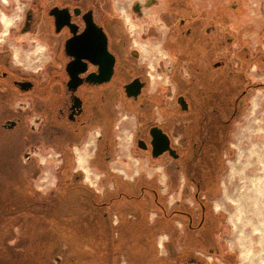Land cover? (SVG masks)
Here are the masks:
<instances>
[{"label":"flooded vegetation","instance_id":"flooded-vegetation-1","mask_svg":"<svg viewBox=\"0 0 264 264\" xmlns=\"http://www.w3.org/2000/svg\"><path fill=\"white\" fill-rule=\"evenodd\" d=\"M30 5L23 33L37 37L46 55L31 68L11 46H0V141L8 163L7 173H0L2 186H13L8 177L16 175L42 206L52 204L58 213L76 211L75 203L90 208L92 219L66 221L67 228L86 222L108 227L118 242L123 229L145 227V240L158 246L162 239L168 264H237L240 253L220 238L223 213L216 207L235 124L264 82L250 81L246 62L237 69L217 56L236 46L237 54L250 49L244 34H230L242 18L243 0H31ZM141 19L147 20L145 33H166L162 47L175 59L166 90L154 88L153 69L133 49L139 27L131 23L143 25ZM241 25L237 33L255 27L249 20ZM247 59L264 68L262 48ZM127 132L130 155L148 168L134 177L125 163L115 162L118 134ZM44 156L57 159L55 184L35 190ZM93 172L97 183L90 181ZM128 201L148 203L128 217L123 207ZM65 241L69 250L71 240Z\"/></svg>","mask_w":264,"mask_h":264},{"label":"rangeland","instance_id":"rangeland-1","mask_svg":"<svg viewBox=\"0 0 264 264\" xmlns=\"http://www.w3.org/2000/svg\"><path fill=\"white\" fill-rule=\"evenodd\" d=\"M6 1L7 4L5 0H0V46H11L19 61L35 68L44 60L46 53L37 37L23 33L24 11L31 0ZM243 3L245 10L240 16L242 18L237 26L230 28V34L238 37L244 34L250 49L237 54L236 46V49L225 50L217 57L229 59L237 69L241 61L246 62L250 66L247 70L250 81L264 82V68L259 69L254 61L247 59L251 50L262 48L264 51V0H243ZM248 20L255 24L253 31L237 33L241 23ZM142 23H131L139 27L134 36L136 46L133 49L139 51L140 61L153 69L154 88L166 90L175 64L173 55L162 47L166 33L147 34V20H142ZM118 136L121 138L115 162L125 163L126 168L139 172L144 168L145 161L130 155L131 133ZM231 144L234 145L233 153L222 179L223 189L216 207L218 210L221 208L223 213L220 238L227 248L240 253L237 264H264V90L254 91L242 117L235 124ZM1 145L0 141V173L5 174L8 163L4 155L7 150ZM80 159L83 161L80 165H84V156ZM46 160L39 178L32 182L35 190H45L55 184L53 174L58 165L57 159L46 157ZM89 177L91 182L97 183L99 175L93 172ZM8 179L13 186H2L4 183L0 181V264H9V259L13 261L11 264H59L55 259L57 256L63 258L60 264H166L165 259L155 262L159 253L168 258L166 247L161 245L163 248H157L154 242L145 240L146 232L135 230L129 235V231L123 229L117 242L108 227H93L86 222L76 228H67L66 221L92 219L88 215L92 212L90 208H78L75 203L76 211L68 209L58 213L59 209L56 210L52 204L40 205L36 193H28L21 178L15 175ZM65 215L74 216L73 219H63ZM129 227L135 229L134 226ZM67 238L71 240L72 247L64 250L70 245L65 241ZM59 240L61 247L57 250Z\"/></svg>","mask_w":264,"mask_h":264},{"label":"crops","instance_id":"crops-1","mask_svg":"<svg viewBox=\"0 0 264 264\" xmlns=\"http://www.w3.org/2000/svg\"><path fill=\"white\" fill-rule=\"evenodd\" d=\"M143 169H148V168H146V163H145V165H144V168ZM136 173L137 172H134V171H131V174L133 175V177L134 176H136ZM148 203V202H147ZM147 203H141V202H137V201H132V202H130V201H128V202H124L123 203V207H125V214H126V216H128V217H130V216H137V212H139V211H141V210H143V207L144 206H146V204ZM127 227V226H126ZM128 228V227H127ZM125 229V231H129L127 234H129V235H131V234H133L134 232H135V230L136 231H138V230H141V231H143V232H146L148 229H146V230H143V227L141 228V227H138L137 226V228H136V226H135V229H132V228H129V229ZM156 246H157V244H155ZM161 245L162 244H160V240H159V246H157V248L158 247H160V248H163V247H161ZM157 253H158V250H157ZM145 259H147V257H145ZM163 259H165V261H166V264H168V262H167V260H168V258H165V257H162L161 256V254L159 253L158 255H156V257H155V262H159V261H161V260H163Z\"/></svg>","mask_w":264,"mask_h":264},{"label":"trees","instance_id":"trees-1","mask_svg":"<svg viewBox=\"0 0 264 264\" xmlns=\"http://www.w3.org/2000/svg\"><path fill=\"white\" fill-rule=\"evenodd\" d=\"M147 228L143 227V230H146ZM148 231V230H147Z\"/></svg>","mask_w":264,"mask_h":264},{"label":"water","instance_id":"water-1","mask_svg":"<svg viewBox=\"0 0 264 264\" xmlns=\"http://www.w3.org/2000/svg\"><path fill=\"white\" fill-rule=\"evenodd\" d=\"M157 131L161 132V130H157Z\"/></svg>","mask_w":264,"mask_h":264}]
</instances>
